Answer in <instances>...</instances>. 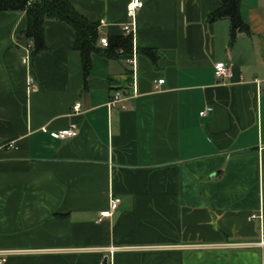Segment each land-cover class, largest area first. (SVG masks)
<instances>
[{"label":"crops","instance_id":"0c3cea01","mask_svg":"<svg viewBox=\"0 0 264 264\" xmlns=\"http://www.w3.org/2000/svg\"><path fill=\"white\" fill-rule=\"evenodd\" d=\"M68 1L97 46L125 34L129 0ZM217 6L141 0L131 57L91 53L85 81L70 25L44 20L25 65L24 14L0 12V264H264V0H240L232 40Z\"/></svg>","mask_w":264,"mask_h":264},{"label":"trees","instance_id":"16d2710c","mask_svg":"<svg viewBox=\"0 0 264 264\" xmlns=\"http://www.w3.org/2000/svg\"><path fill=\"white\" fill-rule=\"evenodd\" d=\"M23 12L25 27L22 35L30 40V54L44 48L42 23L46 19L63 21L74 31L72 47L79 52L80 67L85 81L90 67V54L96 53L108 59H127L131 57V34L107 37L106 46H97V23L88 21L77 13L68 0H0V12ZM225 18L229 22V39L238 32L248 33V27L240 15V0H218V6L207 14L206 20ZM151 60L153 54L143 50Z\"/></svg>","mask_w":264,"mask_h":264},{"label":"built area","instance_id":"2783aa9c","mask_svg":"<svg viewBox=\"0 0 264 264\" xmlns=\"http://www.w3.org/2000/svg\"><path fill=\"white\" fill-rule=\"evenodd\" d=\"M140 6H141V0H129L128 3L126 4L125 15H126L128 21L125 22L122 26L123 33L132 35L133 30H134V16H135L137 9ZM98 42H99V44H101V46H106L107 39L105 37H101V38H99ZM30 48H31V43L26 45V47L24 48L25 54H24V56L21 57V63H23L25 65L28 64V57L30 54ZM129 62L133 63L132 58H130ZM212 69H213L214 78L219 82H222L225 79H227L228 77H230L229 65L224 63V62H221V61L213 62L212 63ZM162 82H163V80L161 78L157 79L156 85H159ZM25 84H26L27 90H34L36 87L35 82L29 73H27V75L25 77ZM132 86H133V81H132ZM134 94H135V91H134L133 95ZM131 96L132 95L129 96L127 94L122 93L120 90H115L112 92V94L109 96L108 100L106 101V106L109 109H114V108L127 109V108H130L126 104V102ZM210 109L211 108L209 106H206L198 114L201 116L205 115L207 112H209ZM72 110H73V112H77L79 110L78 103L73 104ZM42 130L44 131V129H42ZM75 133H76L75 125L70 124L65 129L58 130L56 132H51L50 136L52 138L64 139L67 137L74 136ZM13 146H14L13 141H9V142L5 143V147H7V148H12ZM115 207H116V201L111 198L108 202V207L106 209L98 212L97 220L99 221L104 217H109L112 214V212L115 210ZM257 246H259V247L264 246V236H262L260 238V240H258Z\"/></svg>","mask_w":264,"mask_h":264},{"label":"water","instance_id":"95a60500","mask_svg":"<svg viewBox=\"0 0 264 264\" xmlns=\"http://www.w3.org/2000/svg\"><path fill=\"white\" fill-rule=\"evenodd\" d=\"M102 264H105V259L102 260Z\"/></svg>","mask_w":264,"mask_h":264}]
</instances>
